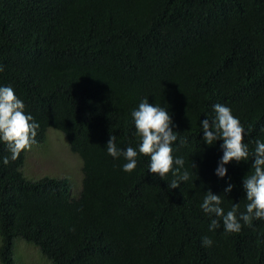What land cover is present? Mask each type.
<instances>
[{
  "label": "trees",
  "instance_id": "trees-1",
  "mask_svg": "<svg viewBox=\"0 0 264 264\" xmlns=\"http://www.w3.org/2000/svg\"><path fill=\"white\" fill-rule=\"evenodd\" d=\"M0 65V86L39 124L33 145L57 129L82 162L71 197L64 177H24L26 150L4 165L0 142L1 264H16L18 237L52 264H264V220L209 231L215 217L200 208L209 190L225 212L248 203L251 156L219 178L223 141L207 145L200 121L219 103L245 128L250 153L264 142V0H0ZM145 99L187 138L172 145L190 173L178 188L139 154L131 113ZM110 135L137 150L131 173L108 155Z\"/></svg>",
  "mask_w": 264,
  "mask_h": 264
},
{
  "label": "clouds",
  "instance_id": "clouds-1",
  "mask_svg": "<svg viewBox=\"0 0 264 264\" xmlns=\"http://www.w3.org/2000/svg\"><path fill=\"white\" fill-rule=\"evenodd\" d=\"M4 68L0 65V72ZM215 113L214 118L200 121L203 131V141L212 146L218 140L223 156L218 162L215 174L223 178L227 174L226 164L232 161H249L251 171L243 179V189L246 192L245 211H239V204H233L232 208L225 212L221 207V195H216L211 190L205 193L200 205L202 211L209 217V231L220 227L221 221L224 230L228 233H238L243 224L251 226L253 220H264V142L255 141L254 150L250 153L249 146L244 142L247 134L240 120L233 116L229 107L222 104L212 106ZM136 136L139 138V154L150 157L149 173L157 174L162 180L171 172L174 179L168 187L175 189L182 182L190 179V173L184 169V159L174 157L172 145L178 140V132L173 131V121L168 111L159 106H153L148 99L143 100L137 109L131 113ZM39 124L34 121L31 114H25V104L18 98L10 86H0V142H3L10 157L3 158V164L8 165L10 160L15 161L24 150H30L36 143ZM180 146L187 143V138H179ZM108 155L113 158H123L127 161L123 165V171L131 173L137 167L138 152L129 146L126 150L117 147L116 137L110 135L106 145ZM196 166L193 164V168ZM234 185L228 184L224 194L230 193ZM202 245L210 247L212 240L208 237L202 238Z\"/></svg>",
  "mask_w": 264,
  "mask_h": 264
},
{
  "label": "rangeland",
  "instance_id": "rangeland-1",
  "mask_svg": "<svg viewBox=\"0 0 264 264\" xmlns=\"http://www.w3.org/2000/svg\"><path fill=\"white\" fill-rule=\"evenodd\" d=\"M81 166L80 157L70 150L63 133L48 128L43 143L26 150L21 170L28 179L64 177L69 182L70 196L77 197L81 188ZM13 258L16 264H52L36 246L19 237L14 240Z\"/></svg>",
  "mask_w": 264,
  "mask_h": 264
}]
</instances>
